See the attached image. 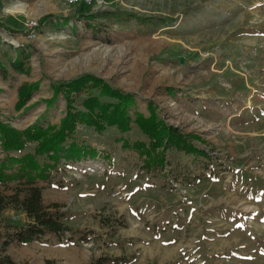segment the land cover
Listing matches in <instances>:
<instances>
[{"label":"rangeland","instance_id":"1","mask_svg":"<svg viewBox=\"0 0 264 264\" xmlns=\"http://www.w3.org/2000/svg\"><path fill=\"white\" fill-rule=\"evenodd\" d=\"M104 2L0 0L1 125L55 129L68 102L53 87L83 75L135 100L124 133L77 125V138L108 158L62 164L48 184L37 181L44 207L58 210L72 232L12 240L30 221L7 209L0 257L15 264H264V0ZM44 18L51 24H40ZM16 60L25 73L12 70ZM25 90L31 93L21 103ZM90 96L111 102L86 90L71 95V108L88 113ZM161 125L205 156L154 143ZM37 144L10 154L23 158Z\"/></svg>","mask_w":264,"mask_h":264},{"label":"trees","instance_id":"2","mask_svg":"<svg viewBox=\"0 0 264 264\" xmlns=\"http://www.w3.org/2000/svg\"><path fill=\"white\" fill-rule=\"evenodd\" d=\"M45 19H41L40 24H51V22H44ZM22 63L16 60L10 63V67L14 72L22 74L27 71ZM53 89L57 94L61 93L68 102L67 115L60 120L55 129L51 125L44 128L38 123H33L26 129L17 131L0 124L2 136L0 142L4 153V157L0 159V185L11 191L10 194H4L0 190V214L7 209L20 211L30 221L10 237L18 242H29L46 234L63 238L65 234L72 232L63 222L62 215L58 210L51 211L44 207L41 199L43 188L37 185V181L48 184L52 180L50 173L54 167H59L62 164L69 166L83 160H93L98 157L108 158L106 151H99L77 138V125L80 123L91 125L99 132L106 125H114L119 132L124 133L129 129V108L134 106L135 102L130 94L114 90L103 81L90 75H83L68 83L57 84ZM93 89L98 90L99 96L107 97L111 102L99 103L97 98L90 96L87 100L89 102L85 104L88 113H81L71 108V95ZM30 93L27 90L20 91L19 94L22 95V98L19 101L21 103L27 101ZM133 117H135L134 121L143 129V125L139 122L140 115L135 113ZM161 126L163 129L157 136H154L153 133L154 143L167 142L186 154L196 157L205 156L177 130ZM145 129L147 130V127ZM31 140L38 141L33 152L26 154L23 158L10 154L21 151L26 142ZM155 140L158 141L155 142ZM39 156L44 157L39 160L36 158ZM0 264L15 263L8 257H0Z\"/></svg>","mask_w":264,"mask_h":264},{"label":"built area","instance_id":"3","mask_svg":"<svg viewBox=\"0 0 264 264\" xmlns=\"http://www.w3.org/2000/svg\"><path fill=\"white\" fill-rule=\"evenodd\" d=\"M105 0H65V2L69 5H83V6H91V5H95L98 4V7L100 4H105L104 2ZM29 27L31 29H34L35 27H37V21L36 20H32L28 23Z\"/></svg>","mask_w":264,"mask_h":264},{"label":"bare ground","instance_id":"4","mask_svg":"<svg viewBox=\"0 0 264 264\" xmlns=\"http://www.w3.org/2000/svg\"><path fill=\"white\" fill-rule=\"evenodd\" d=\"M262 48V47H261ZM260 50V49H259ZM230 71V70H229Z\"/></svg>","mask_w":264,"mask_h":264}]
</instances>
